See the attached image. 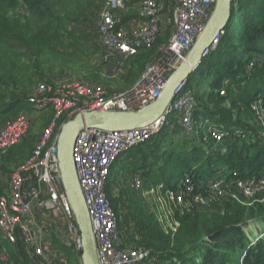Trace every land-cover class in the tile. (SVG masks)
I'll use <instances>...</instances> for the list:
<instances>
[{
	"label": "trees",
	"instance_id": "trees-1",
	"mask_svg": "<svg viewBox=\"0 0 264 264\" xmlns=\"http://www.w3.org/2000/svg\"><path fill=\"white\" fill-rule=\"evenodd\" d=\"M127 18L128 15H124V19ZM73 21L74 18L64 12L57 0H0V127L20 113L27 114L35 109L29 104L30 95L26 91L36 78L40 81L46 78L44 67L49 60L61 62L63 57L69 58L67 54L81 58L84 53L88 55L89 49L79 42L78 35H82L76 34L78 29L72 26ZM171 30L169 25L151 48L141 49L127 58L136 65L135 69L142 71L145 64L157 55V47L167 42ZM68 60L73 63L70 58ZM83 60L82 69L100 79L102 65L92 62L91 58L88 61L87 56ZM251 62L253 66L248 70ZM61 67L65 69L66 65ZM137 73L135 71L132 77ZM203 74L210 76L207 82ZM202 82H206L209 89L207 93L200 90L193 93L199 109L195 118L214 120L223 132L221 141L216 142L201 134L200 139L186 138L182 146H175L179 140L164 148L168 136L187 134L180 124L178 128L173 126L178 124V119L171 115L155 136L118 157L110 170L106 192L119 217L120 245L122 248L150 250L153 264H264L262 204L247 206L225 200L214 202L212 207L215 209L208 213L201 208L187 210V206H178L181 212V215L176 214L179 225L172 235L166 233L157 218L135 199L120 201L123 192L127 193L130 187V176L138 171L147 189L158 184L164 192L175 190L186 176L193 178L200 191L208 181L222 179V175L231 180L236 173L247 182L264 176V128L228 114L234 109L250 111L252 97L264 93V0L231 1V17L216 48L204 56L188 76L186 87ZM235 83L241 85L238 93L231 91ZM223 89L227 93L220 95ZM198 100L203 102L198 103ZM207 102L211 104L210 108L205 106ZM227 102L229 108L225 106ZM67 119L69 117L63 116L60 123ZM171 121L173 125L169 129ZM31 132L29 128L20 141L31 139L27 151L14 160L26 159L31 154ZM11 148L5 153L0 152V170L7 172L4 181L0 178V193L9 190L12 171L2 164V157ZM119 177L126 181L115 190L112 184ZM252 227L263 235L258 237L257 233H252ZM5 259L0 256V264H33L18 239L14 248H9ZM70 264L73 263L70 261ZM77 264H80L78 259Z\"/></svg>",
	"mask_w": 264,
	"mask_h": 264
},
{
	"label": "built area",
	"instance_id": "built-area-1",
	"mask_svg": "<svg viewBox=\"0 0 264 264\" xmlns=\"http://www.w3.org/2000/svg\"><path fill=\"white\" fill-rule=\"evenodd\" d=\"M215 3L216 0H101L96 29L108 55L125 60L141 49L151 48L169 25L171 34L165 44L157 47V55L145 64L139 78L122 91L109 94L100 85L78 82L35 86L28 98L30 106L49 110L52 117L40 131L31 154L10 174L9 190L0 193L2 259L6 261L9 248H14L18 239L33 264H70L64 254L66 248L75 252L80 263V232L62 186L58 164L61 118H71L84 110L133 111L153 102L170 74L185 60ZM130 10L136 12V17L124 19V13ZM221 34L223 31L203 56L214 50ZM252 66L253 62L248 69ZM189 93L185 80L175 89V97L163 116L150 125L127 131L84 128L75 138L72 156L91 219L98 264H153L150 250L121 247L119 217L107 196L106 183L118 157L154 136L168 116L175 115L185 131L198 130L199 121L194 118L196 100ZM29 125L26 113L5 122L0 127V152L18 144L28 133ZM216 129L212 131L208 125L206 137L220 142L223 132L219 127ZM139 184V178L133 176L131 186L137 188ZM254 186L262 188L264 176L247 182L233 173L231 180L211 179L210 185L207 183L201 191L193 178L186 176L178 191L166 192L172 202L188 208L194 200L203 203L204 194L207 200L216 199L225 188H231L246 196L253 192Z\"/></svg>",
	"mask_w": 264,
	"mask_h": 264
},
{
	"label": "rangeland",
	"instance_id": "rangeland-1",
	"mask_svg": "<svg viewBox=\"0 0 264 264\" xmlns=\"http://www.w3.org/2000/svg\"><path fill=\"white\" fill-rule=\"evenodd\" d=\"M57 3L61 4V7L64 8V12L69 13L72 16V18H74V21L72 22L73 24L72 26L78 29L76 34L82 35V36L78 35L79 42L85 48L89 49L88 55L84 53L82 54V58H81L80 56H73L71 54H67L70 60L73 61V63H71L68 60L69 58L66 57H63L61 62L49 60L44 67V73L46 78L42 81L36 78L34 84L31 85L26 92L29 93V95H31L35 86L39 83H46L49 86H54L55 84H68L74 82L85 83L90 85H100L104 87L107 90V93L109 94H114L116 92H119V90L122 91V89L126 86L127 80L132 78V75L137 69H135L136 65H134L131 62V59L124 60L119 56H111L108 55L105 51H103L105 49L103 48V45L99 40V35L97 34V29H96V21L98 17V11L101 8V0H57ZM86 56L88 61L91 58L92 62H97L98 64L100 63L102 65V74L100 75V77L101 76L102 77L100 79L99 77H96L97 75H95L94 73L90 74L82 69V64L85 63L83 58L85 59ZM257 58L259 60H262L259 56ZM65 59H67V62L65 61ZM62 65H66V68L64 69L63 67H61ZM131 66H133L134 68ZM249 66L250 63L248 67ZM61 70H65V71L62 72ZM32 71L34 72L35 70L32 69ZM202 77L207 82L210 76L209 75L205 76V74H203ZM206 82H202L197 85L194 84L195 86H193L192 83V86H189L188 88L186 87L190 92L189 94L192 95V98H194L193 93L196 91L200 90V92H205V93L208 92L207 90L209 88L207 87ZM223 90L225 92L224 94H226L227 90L226 89ZM240 90H241V85H238V83H235L233 87H231V91H235L238 93ZM263 94L264 93H261V95ZM202 102L203 100H198V103H202ZM251 103L252 104L250 111L234 109L228 112V114L233 116L234 118L248 120L251 124L256 126L258 125L259 127L264 128V97L260 98V94L253 96L251 99ZM205 106L210 108L211 104L207 102ZM225 106L226 108H229L230 106L229 102H227ZM39 111L40 110L32 109V111L27 113L30 121L29 128H31L32 130L31 136L33 135L32 146L35 141V138L40 133L42 128L45 126V123L47 124L52 117L51 113H48V111H42V110L40 112ZM198 111L199 109L196 108L195 112ZM195 120L199 121L198 125L200 126L198 130L196 131L195 129H191V131L186 130L187 133L186 135H183L182 133H175V135L173 136L172 135L168 136L164 148H168L170 142H174V141L178 142L180 140V143H177L178 145L175 146H182L186 142L185 141L186 138L200 139L201 134L203 135L207 134L208 125L212 131L217 130L216 127H218V124L214 120H204L201 117L195 118ZM168 124H170L168 128L169 129L172 128L173 125L172 121L169 122ZM179 124L180 126H182L181 121L178 119V124H175L173 126L178 128ZM235 130L236 129H233V132H235ZM30 141L31 139H29L28 141L23 140L22 142H19L13 148H11L5 155H3L4 157H2V164L7 165L9 169L13 171L21 162L25 160V158L23 160H21V158H16V160H20V161H16L14 160L15 157L27 151ZM217 146L218 145L215 143L214 148L217 149L218 148ZM206 149L207 147H204V150ZM129 161H131V159H129ZM18 162L20 163L17 164ZM140 171L143 172V170ZM133 174L134 175H132L129 180L130 187L127 189V193L123 192V196L121 197L120 201L124 199H128L129 202H132V200L135 199L137 204H139L142 208H144V210L151 212L155 216V218H157V220L159 221L160 225L163 227L166 233H170L173 235V233L176 231L179 225V222L176 219V214L181 215V212L178 210L179 205L175 204V202H172L170 200V196L168 195V192H166L167 190L164 192L161 189L160 185L158 184L150 185V187L147 189L139 178L140 172L138 171L137 173H133ZM135 175L136 177L139 178V182H140L139 187L137 188L131 186V179ZM0 178L1 180L4 181L7 178V172L0 170ZM222 179L224 180L226 179V177L222 175ZM125 181L126 179L122 177L115 178L113 183L115 182L116 183L112 184V187H114L117 190V188H119V184L122 185L125 183ZM208 184L210 185V181H208ZM180 185H181V181L174 191H178ZM233 194L235 195V197L232 196ZM185 200L187 201L188 199L186 198ZM203 200H204L203 203L195 202L194 200L192 204H188L187 210L201 208L205 210V213H208L210 210L215 209L212 207V204H214V202L220 203V201H225V200L236 201L240 204H244L247 206H251L254 204L264 205V186L262 188H259L258 186L255 188L254 186L253 192L246 196L234 189L225 188V191L222 194V196L211 200H209L208 198L207 200V196L204 194ZM255 228L256 227L251 228V230L253 231L252 233L255 234L257 233L258 237L263 235L262 233L257 232ZM46 232L47 234H49V238H50V233H49L50 231L47 230ZM52 238L54 237L52 236ZM249 238L250 240L254 241V239H252L251 236ZM64 250H65L64 254L68 258V260H70L73 264H77L78 258L75 252L70 248H66Z\"/></svg>",
	"mask_w": 264,
	"mask_h": 264
},
{
	"label": "water",
	"instance_id": "water-1",
	"mask_svg": "<svg viewBox=\"0 0 264 264\" xmlns=\"http://www.w3.org/2000/svg\"><path fill=\"white\" fill-rule=\"evenodd\" d=\"M232 0H216L202 32L185 60L167 78L156 99L133 111L84 110L61 123L57 136V156L62 186L80 232V264H98L95 237L91 219L78 182L73 160V145L78 133L84 128L102 131H127L156 122L163 116L175 97V89L199 66L205 50L223 31L231 17Z\"/></svg>",
	"mask_w": 264,
	"mask_h": 264
},
{
	"label": "crops",
	"instance_id": "crops-1",
	"mask_svg": "<svg viewBox=\"0 0 264 264\" xmlns=\"http://www.w3.org/2000/svg\"><path fill=\"white\" fill-rule=\"evenodd\" d=\"M128 15V20L129 19H133V18H135L136 17V12L135 11H133V10H130V11H127V12H125L124 13V15ZM166 32V31H165ZM165 32H164V34H165ZM138 73L137 74H135V76H133L132 78H130V79H128L127 80V83H126V86L123 88V89H125V88H127L128 86L130 87L138 78H139V74H141L140 72H142V71H138V70H136ZM122 89V90H123ZM120 91V90H119ZM32 111V110H31ZM45 111H47V110H45ZM38 112V111H37ZM40 112V111H39ZM48 113H50L49 112V110H48ZM125 154V153H124ZM124 154H122V155H124ZM131 177V176H130ZM130 180V179H129ZM130 184V183H129ZM116 190V189H115Z\"/></svg>",
	"mask_w": 264,
	"mask_h": 264
},
{
	"label": "bare ground",
	"instance_id": "bare-ground-1",
	"mask_svg": "<svg viewBox=\"0 0 264 264\" xmlns=\"http://www.w3.org/2000/svg\"><path fill=\"white\" fill-rule=\"evenodd\" d=\"M112 169V168H111Z\"/></svg>",
	"mask_w": 264,
	"mask_h": 264
}]
</instances>
